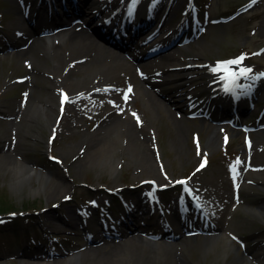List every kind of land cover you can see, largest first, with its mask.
<instances>
[{"label":"rangeland","instance_id":"obj_1","mask_svg":"<svg viewBox=\"0 0 264 264\" xmlns=\"http://www.w3.org/2000/svg\"><path fill=\"white\" fill-rule=\"evenodd\" d=\"M164 1L169 3L170 0ZM37 2L31 0L30 11L35 8ZM196 2L198 19L203 23V30L196 32L197 36L192 43L202 47L201 54L195 59L204 60L205 66L201 69L203 73L201 78H196V73L189 74V79L194 78L190 88L195 93L186 98L185 107L192 106L186 108L187 111L171 105V96L176 94V87L164 85L169 83L166 79L173 77L168 74L180 71L178 66L169 64L188 61L195 57L190 48L182 46L175 50L178 59L172 60L167 54L158 58L159 64L167 66L168 70L163 72V79L155 85L143 82L142 87H137L136 80L129 79L121 73L117 74L118 79H110V82L112 81L110 84H103L91 77L94 69L87 74L85 73L89 70L86 69L87 66L82 69L72 67L73 71L69 74L68 80L63 81L60 86L70 97L76 93L81 94L76 104L69 105V107L72 105L75 112L77 111L75 114L72 107H67L62 114L54 107V114L50 119L39 115L34 123L28 124L26 117L19 120L14 117L15 115H1L6 113L5 110L0 111V212L23 210V215L30 220L18 225L7 224L0 229V264H24L32 260L29 256L40 254L42 251V248L36 247L38 244L45 245L52 255L58 253V256L54 257L60 261L59 264H90L88 261H93L90 256H94L95 259V255H89L88 252L96 246L89 244L86 239V232L82 226L84 220L73 218L76 224L71 226L64 222L63 218L75 216L77 213L74 211L71 215L69 209L82 210L85 207L87 213H94V203L110 204L108 210H114L119 216L122 214L119 204L121 195L139 201L145 199L148 193L152 199H158L162 203L164 200L173 202L184 195L186 186L187 191L200 195L201 206L210 215V220L207 219L201 226L211 227L212 223L222 225L219 231L220 238L212 242L205 251L190 249L187 264H245L240 259L241 256L251 262L255 261L258 254L253 249L258 244L264 246V131H245L240 126L232 125L225 118L222 124L215 126L195 110L197 106L204 104L205 97L213 89L209 87L211 80L208 74L211 61L239 54L238 57H244L240 65L251 68L250 76L259 77L256 80L261 79L264 82V77L259 76L260 73H264V0H196ZM172 3L173 6L167 15V18H170L167 27L184 19L190 0H173ZM244 4L249 6L248 9L233 19L225 23L213 21L216 18H226ZM60 9L62 8L59 7V11ZM18 16H21V8L15 0H0V52L10 48L11 42L6 36L5 28L15 26L13 20ZM145 17L148 15L145 14ZM190 29L186 35H191ZM69 51L65 46L60 48L62 55L65 53L70 60L73 59L72 65L73 62H77L78 57H75L79 54ZM16 52L14 50L8 54L0 53V102L9 110L13 108V111L18 108V103L24 106L27 98L31 96L29 92L32 88L45 92L46 89L42 87L45 86L49 92L54 91L53 86L42 82V76H51L53 73L41 68L37 70L34 64L33 68L37 70L35 80L26 78L25 73H28V70ZM45 61L46 65H52L50 60ZM66 62L64 66L62 63H56L58 66L62 65L60 73L63 76L67 68ZM105 63H110L109 58ZM143 65L146 67V64ZM54 66L55 64L52 65ZM145 67L142 68L143 71ZM74 77L82 78L84 81L76 82L73 80ZM99 83L101 85H97ZM102 84L117 90L124 102L122 106L110 102L93 104L94 99L86 93L94 88L100 89ZM129 87L131 92H128ZM142 88L155 94L159 102L152 103L148 92ZM244 90L246 89L242 88L241 91ZM254 93L256 94V91ZM125 94L128 96L127 100L124 98ZM216 97L217 95L214 99ZM256 98H252L251 95L244 98V103L240 102V105L247 108L252 103V107L244 115L236 117V122L242 120L249 125H256V122L264 123V114L260 118L264 110V85L258 89ZM53 99L57 103L56 98ZM104 115H111L106 123L118 121L121 124L127 120L130 124L141 125L143 133L138 131L139 141L128 135L119 140L113 131L104 132L103 128L92 136L95 133L94 128ZM128 115H134L136 119L133 117L127 119ZM11 118L16 122L12 121L10 124ZM51 127L54 135H51ZM206 129H212L214 135L208 136ZM208 139L210 146L206 144ZM247 142H253L251 148ZM246 148L249 149L245 150ZM47 150L58 158V162L47 160L45 156ZM102 151L107 152V155L101 160L99 157ZM237 158L241 163L236 166V175L233 179L230 166L234 165ZM117 159L119 166L112 174L108 166L109 160ZM22 161H27L36 173H33L29 180L16 182L13 180L12 168ZM143 161H151L155 171L150 170L148 164L146 168L141 167ZM202 163L204 167L201 168ZM40 170L46 172L48 176L44 179L43 185L49 187L54 182L61 184L54 194L48 196L49 192L46 189L37 191L39 185L37 175ZM243 176H247V180L250 181L243 182ZM160 178L163 182H160ZM178 181L186 183H177ZM153 186H156L155 190ZM106 189L112 191L108 192ZM49 190H52V187ZM68 195L71 199L65 200ZM153 203L155 221L159 210L155 207L158 203L154 201ZM90 205L92 207L89 209ZM252 209L260 212L252 213L250 212ZM87 213L85 222H88L89 229H92L88 235L90 239L92 234L97 233V227L100 225L96 214H91V217ZM171 213V209L166 210L167 221L178 226L171 220L173 218ZM147 216L149 217V214ZM114 219L112 217L110 221L116 225ZM161 220L153 226L154 229L160 228ZM200 222L202 223V220ZM52 231L55 232L53 235L58 234L62 237L52 238ZM182 234L181 239H184ZM230 234L239 235L241 240H231ZM115 243L107 241V245ZM157 243L159 241L155 239L153 244L146 242L142 245L146 250H151L150 246ZM48 252L44 250L42 256L50 257ZM163 254L173 257V249L170 252L169 247H163ZM72 255H77L78 259L69 260ZM235 255L239 256V260L231 261ZM262 256L264 257V254ZM261 264H264V261H261Z\"/></svg>","mask_w":264,"mask_h":264},{"label":"bare ground","instance_id":"obj_2","mask_svg":"<svg viewBox=\"0 0 264 264\" xmlns=\"http://www.w3.org/2000/svg\"><path fill=\"white\" fill-rule=\"evenodd\" d=\"M65 2H66L65 4H66L67 10L65 11L63 9H60L61 11L59 10L57 11V7L61 6L60 5L61 0H41V2H39L35 6L34 10L31 11L28 15H25L24 13L21 12V16H18L13 20V23L15 24V26L10 27V28L8 27L5 28V32L10 42L12 43L13 47L19 48L16 54H18V58L21 61L25 60V62H27L30 65L35 64L37 70H39L38 68H42L45 71H50L51 73H53V75L51 76H42V79H43V81L41 80L42 82H46L50 86H53V89L60 87L58 88V90H60L61 83L65 80H68L69 74L73 71L72 67H76L77 69H80V68L82 69L85 66H87L86 69H89V70H86L85 73L87 72L90 73L92 72L91 69H94L91 77L94 78L95 81H99L100 83H103V84L105 83L108 84L110 82V79L112 80H114L115 78L118 79L117 74L119 73L125 75L129 79L136 80L135 82L136 83L138 82L136 84L137 87H142L143 82L150 84V85L151 84L155 85L156 83H158V81L162 80V77L164 75L163 72L168 70V68H166L167 66L165 65L156 64L157 61L153 62L151 64V69H149V71L147 70L145 75L142 76L143 78L141 79L143 80L139 79V75L137 74V71H135V69L133 70V68H131L130 66H125L119 62L112 63L111 65L110 63H105L106 59L110 58L111 52L109 50L110 48L106 47L102 43L103 41L105 42V40L108 41V39L104 38V35L102 37L100 36V38H96L94 37V35L86 33V32L74 33L66 41L67 36H64L62 34V35H59V37L61 38L59 39V41H61V43L58 45V47L54 44V41L56 39L55 37H58V36L49 35V36L42 37L41 35L45 32L44 30L45 28L43 29L44 24L45 26H47L56 19H59V20L66 19V17L68 16V13H74L75 9H78L77 5L76 7L72 5L73 2L71 0H65ZM145 3L146 1L142 2V4H145ZM87 5L90 8V14H93V15L96 13L101 14L103 17V20H106L107 24L112 25V27L117 31V34H119V36L116 38L118 39L117 41L115 40L114 37L113 38L110 37L112 38L110 43L114 46H123L121 45L122 40L125 41L122 37L123 31L119 27L114 26V24H117L118 26H120L122 19H125V22H127L128 20H130L129 18H134L133 14L131 15L129 14L131 0H121L119 2H116V0H89ZM83 6L85 5L82 4V7L80 8H83ZM136 8L145 9L146 7L145 5L140 6L139 3H136L132 13L136 10ZM150 10L151 12L152 10H155L156 12L158 8L156 6L155 8H151ZM49 11L51 12V14H49V16L47 15L46 17V14H48ZM169 19L170 18L165 19V20H160V19L157 20V23L160 20V26L158 25L157 30L155 31L154 35H151V37L156 35L152 41V44L153 43L164 44L166 42L170 43L171 41H175L174 39L176 37L174 35H178L177 31H178L179 26L176 27L174 25V26L167 27V21ZM31 21L35 22L34 27L31 26L30 24ZM134 21L135 19H133V22ZM156 25L157 24H153L152 26L148 28V30H150V28H153V27L156 28ZM144 31H146L144 32L146 34L144 37V40L148 41L149 39H151L149 38L150 37L148 33L149 31L147 30H144ZM152 31L154 30L151 29L150 32ZM24 44H26V47H27L26 49L21 48ZM64 46L65 48H68V50H70L69 51L70 53L79 54L78 56L75 57V58L78 57L76 59L77 60L76 63H73L71 65V60L73 59L70 60L69 57H67L65 53L64 55L61 54L60 48ZM187 48H190L193 51V55L195 57H192L188 61L173 62L169 64L171 66H178L180 68V71L176 72L175 74H168V75H173V77L171 76V78L166 79L167 83L168 81L169 83L164 84V85H171V86L174 85V87H176V90L178 93L176 92V94H173L171 96L172 97L171 105L176 106L182 111L184 110L187 111L186 110L187 107H185L187 103L186 96L190 94L193 95L195 93L194 90L190 88L192 82L194 81V78L189 79V74L196 73L195 74L196 78H201L203 75L201 71L202 69L201 64L204 61L200 58L195 59L196 57H198V55L201 54L202 47L199 45L197 47L195 43H189L187 45ZM36 52H38V54H41L43 58L36 55ZM167 54L170 55V58L172 60L178 59L177 54L174 52V50ZM67 59L68 61L66 62ZM45 60H50L52 65L55 64V66L52 67V65H49V66L46 65ZM64 62L67 63L66 64L67 68L65 69L64 76H63L60 73L61 71L60 68L62 65L64 66ZM56 63H59V64L62 63V65L58 66ZM187 63H194L195 65L191 67L181 66V64L185 65ZM155 67H158L156 70L158 69L159 70L158 71L154 70L153 68ZM31 69L32 70L29 71L26 74V76L27 78L29 77L30 79L35 80L36 78L35 73H37V70H35L33 66L31 67ZM51 69L54 72H52ZM55 69H57L58 71H56ZM160 69H162L163 72ZM84 70L85 69H83V71ZM219 73L221 72H217L216 74H213V76H211V79H212L211 86H213L215 90L219 93V98L216 101V106L218 103V105H220L219 107H222L224 108V110H227L226 107H227L228 100L230 97L226 94H222L224 90V82L219 79V76H218ZM103 78H105V80ZM73 80L76 82L84 81L82 80V78H75V77ZM100 83L97 85H101ZM103 84L102 86H100L101 87L99 89L100 91H97V89L95 88L92 89V91L90 92L87 91L86 95H89L92 99H94L93 104H97L100 102L101 103L110 102V103H113L114 105L121 104L122 106L124 102H123V99L118 95L117 90H115L113 87H107ZM42 87L46 89L45 92H42L39 89L32 88V91H31L32 93L30 92L31 96L28 97L24 106H21V104L18 103L17 104L18 108H16L14 111L12 110L13 108L9 110L7 106H5L4 104L0 102V111L5 110L4 112L6 113V114H1V115H13V116L15 115L14 117L19 118V120L22 119V117H26L28 124L34 123L38 119L39 115H44L45 118L50 119L51 115L54 114V109H55L54 107H56V103L53 99L55 98V91L53 92V90H51V92H49L47 87L45 86H42ZM143 90L145 92H148V95L152 103L159 102V99L156 98L155 94H152L145 89ZM80 97H81V94H78V93L73 94L70 101L68 100L60 105L61 109L65 110L67 107H69L70 104H74V103L76 104V102L80 100L79 99ZM210 102H213V103L209 105L204 104L203 108H207V112L210 113V115H212L213 112H215L213 109L212 114H211L212 106L215 104V101H210ZM219 103H222V104H219ZM71 107L72 105L69 108ZM72 109H73V113L75 114L77 111L75 112V109L73 107ZM112 109H114L113 106H112ZM126 117L127 119L128 118L131 119V117L136 119V116L134 115L132 116L128 115ZM110 118H111V115H104V117H102L101 122L97 125V127L94 128L95 130L93 132L95 133H93L92 136L99 133L101 129L103 128L104 132L113 131L114 136L118 138L119 140L122 139V137H124L125 135L126 136L128 135L132 137L133 139H136L137 141H139L137 139L138 131L139 132L141 131L143 133V129L141 125L137 126V124L135 125L130 124V121H127V120L123 122L126 124H123V123L120 124L118 121H112L111 123H106V121L109 120ZM11 119L9 121L10 124H12V121L13 123L16 122V120L14 119L11 120ZM121 126L122 127L124 126V128L122 129ZM121 130H124V131H121ZM207 130H208L207 132L208 136H211L210 134H213L212 129H206V131ZM206 144L210 146L209 139L207 140ZM104 155H107V152L102 151V154L99 157V159L101 160L102 158L105 159L106 156ZM143 162L144 164L141 167L146 168L148 164L149 169L150 170L152 169L155 171V167L153 166L151 161H143ZM118 163H119V159H117L116 161L109 160L108 166L112 174L117 171L118 166H119ZM80 166L83 167V165H80ZM33 170L34 168L32 166H29L27 161H22L19 164H15V166H13L12 168L13 180L16 182L29 180L32 177L33 173H36ZM153 174L155 175L156 173L154 172ZM37 176H38V183H39L37 187V191L41 189H46L49 192L48 196L49 194L50 195L54 194L53 192L57 190L56 188L61 186L59 182L51 183V186L49 187H46L45 185H43L44 179L48 177L47 173L44 172L43 170H40ZM160 182H163L161 178H160ZM51 187H52V190H49ZM199 199H200V196H199ZM142 208H143V204L138 209V211H136V213H132L128 215L127 220L133 221L137 216L143 213H146V208L145 210H142ZM257 209H252L250 210V212L252 213L260 212ZM74 211L75 210L71 208L69 209L68 212L71 214ZM74 217L76 218L77 215H75ZM66 220L69 223H72L69 219H66ZM200 228L202 227L198 226L196 229H200ZM220 229L221 227L219 226H213L212 228H209V230H206L205 234H197L196 236L194 234L195 230H191V232L188 233V236L185 237L184 239H181V238L178 239L181 233L180 231L170 233L168 231L161 230L160 232H154L152 233V235L159 239L158 240L159 243L150 246L151 250H146V248L143 247L142 244L147 242V241H144V239L135 241V240H132L133 238L129 236L127 239L128 240L127 243H118V244L115 243L113 245L111 244L107 245V242H106L107 239L115 240L114 236L109 235V233H106L105 235H109L110 237L102 236L98 234L94 238V241L98 244V247L92 248L91 251L88 252L90 253L89 255H95V259H94V256L93 257L90 256L93 261L91 262L88 261V263L90 264L91 263H95V264H187L186 259L187 257H189L190 249L195 248L202 252L205 251L212 242H216L217 239L220 238V234H218ZM120 238L122 237L120 236ZM173 238L177 241H174ZM169 239H173V242L169 243L167 241ZM99 244H102V246H99ZM107 246L109 247L111 246V247L108 248ZM163 247H169L170 252H172V249H173V253H174L173 257L167 254L164 255ZM231 248L236 250V248L234 247H231ZM253 251L258 254L255 258V261L251 262L250 260L243 258V256H241L240 259L243 262H245V264H261V261H264V257L262 256V254H264V246H262L261 244H258L255 246ZM55 255L57 254H53L52 258L37 256V258L28 260L24 264H59L60 261L55 260V257H56ZM70 259H78V256L72 255L69 257V260ZM233 260L238 261L239 256L237 257L235 255V257L231 261ZM82 264H86V263H82Z\"/></svg>","mask_w":264,"mask_h":264},{"label":"snow or ice","instance_id":"obj_3","mask_svg":"<svg viewBox=\"0 0 264 264\" xmlns=\"http://www.w3.org/2000/svg\"><path fill=\"white\" fill-rule=\"evenodd\" d=\"M137 3V0H131V5L129 8V14L131 15L132 11L134 10L135 4ZM244 57H238L237 59L231 60V61H225V62H219L215 68H212L211 71L214 73L222 72L223 74L219 76V79L224 82V90L226 92L233 91L234 88L238 87V80L243 77L246 79H256L259 77H252L250 74L252 73L251 68L247 67H237L234 68L233 66H239L241 62L243 61ZM259 76L264 77V73H260ZM97 91H100L97 89ZM128 92H131V87H129ZM125 100L128 99L127 94H125ZM69 100V97L67 94H63L62 97V104ZM206 163V162H205ZM241 161H239V158H237V161L234 163V165L230 166V169L233 172V179H235L236 175V166L239 165ZM201 168L204 167V163L201 164ZM199 170V169H198ZM177 183L184 184L186 181H178Z\"/></svg>","mask_w":264,"mask_h":264},{"label":"trees","instance_id":"obj_4","mask_svg":"<svg viewBox=\"0 0 264 264\" xmlns=\"http://www.w3.org/2000/svg\"><path fill=\"white\" fill-rule=\"evenodd\" d=\"M14 222L16 223L17 221L15 220Z\"/></svg>","mask_w":264,"mask_h":264}]
</instances>
